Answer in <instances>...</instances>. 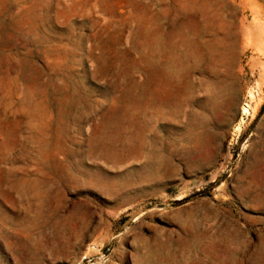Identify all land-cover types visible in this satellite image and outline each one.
I'll return each instance as SVG.
<instances>
[{
	"label": "rangeland",
	"instance_id": "obj_1",
	"mask_svg": "<svg viewBox=\"0 0 264 264\" xmlns=\"http://www.w3.org/2000/svg\"><path fill=\"white\" fill-rule=\"evenodd\" d=\"M157 24L171 101L235 91L128 154ZM149 263L264 264V0H0V264Z\"/></svg>",
	"mask_w": 264,
	"mask_h": 264
},
{
	"label": "bare ground",
	"instance_id": "obj_2",
	"mask_svg": "<svg viewBox=\"0 0 264 264\" xmlns=\"http://www.w3.org/2000/svg\"><path fill=\"white\" fill-rule=\"evenodd\" d=\"M170 33L171 31L167 27L157 24L154 34L152 35L153 75H151V91L148 96L143 94V91L139 92L137 96L136 121L134 124L136 131L135 144L124 146V148H128L126 151L128 154H130L133 149L141 147L144 142L148 143L149 152H153L159 144V140L162 139L159 135L154 133V131L149 135L146 134V131L150 129L146 117L152 116L155 122L154 126H159V124L166 121L167 118L173 117L181 112V115L186 119L187 131L193 132L199 127H205L207 129L213 123L208 113L215 109L219 102V98L229 95L231 99H233L235 90L232 83L221 82L216 84L214 75H199L197 83L193 84L189 80V75H184L187 84L183 95L184 98L179 103L171 101L168 94L170 75H168L167 67ZM212 33L213 32L208 30L205 31L202 36L210 37ZM205 47H211L214 51L217 49L213 37L201 42L202 51ZM160 57L164 60L162 67L159 65ZM197 86L202 92L200 97L194 96V88ZM229 106L230 104L227 103L226 109H228ZM243 109L246 111L245 107H243Z\"/></svg>",
	"mask_w": 264,
	"mask_h": 264
},
{
	"label": "trees",
	"instance_id": "obj_3",
	"mask_svg": "<svg viewBox=\"0 0 264 264\" xmlns=\"http://www.w3.org/2000/svg\"><path fill=\"white\" fill-rule=\"evenodd\" d=\"M206 191H202L201 192V194H204ZM186 198H183V199H181L180 201H178L177 203H179V202H182V201H184Z\"/></svg>",
	"mask_w": 264,
	"mask_h": 264
}]
</instances>
